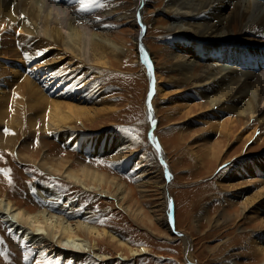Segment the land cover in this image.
Masks as SVG:
<instances>
[{"label":"rangeland","instance_id":"1","mask_svg":"<svg viewBox=\"0 0 264 264\" xmlns=\"http://www.w3.org/2000/svg\"><path fill=\"white\" fill-rule=\"evenodd\" d=\"M85 1L61 0L59 4L72 8L71 12L77 7L81 14L94 18L104 11V4L99 2H96L95 11L94 6L91 11L85 9L89 5ZM113 1L120 2L126 10L134 7L133 0ZM165 1H145L138 17L144 23L142 37L138 40L144 42L141 45L152 59L146 71L141 69L137 45L134 48L132 37L137 31L126 25L125 19L108 34L109 40L121 45L122 55L109 54L104 65L87 70L88 64L79 56L65 53L49 72L54 83H49L50 77L45 78L46 74L37 76L38 70L29 71L34 66L41 69L36 67L37 60L26 64L22 55L19 59L0 56V65L8 70L0 74V200L6 198L18 211L26 210L29 214L47 208L54 215L52 225L57 226L56 217L65 220L63 226L70 228L77 223L93 226L99 232L116 234L128 248L145 247L147 252L132 257L126 246L118 247L108 235L94 237L81 229L79 237L96 244L95 253L108 255L107 261L96 260L91 252L79 255L64 249L51 251L48 241L36 246L45 254L42 259L35 260L36 248L21 242L12 228L0 222V264H26L25 256L31 257L27 264H186V254L195 264H264V195L261 190L264 180L247 183L248 177L230 178L233 169H239L250 159L264 164V130L250 119L247 125L237 123L232 137L223 139L222 128L236 123L234 117L230 118L232 115L214 108L192 109L187 115V106L203 100L186 86L166 82L171 75L166 71L160 79L153 77V72L158 73L156 67L170 66L175 61L170 55L179 53L170 42L176 34L168 35L166 30L159 28L170 23L171 16L161 9ZM230 7L224 12L229 13ZM148 19L151 28L145 35ZM80 25L83 22L73 20L71 28L77 30ZM97 31L94 28L93 32ZM237 31L233 27L226 43L256 52L264 59L260 52L264 50V33H257L255 29L244 33ZM6 34L9 40L13 39L11 31L0 29V36L6 37ZM240 39L242 42L238 44ZM198 41L202 46L212 45L211 39ZM27 42L34 46L33 40ZM195 62L200 64L202 60ZM15 76L21 77L17 78L18 82ZM22 77L34 83L44 99L86 111L87 118L77 121L73 124L75 128L65 129V132L76 137L92 136L88 142L90 154L64 145L57 133L46 130L49 112L42 99L39 103L29 92L23 94V102L29 103L26 110L12 103L16 93L14 85L19 84ZM158 80L159 84L167 85L160 93H168L165 97L156 96L154 88ZM73 89L76 93L70 94ZM62 90L65 92L58 95ZM148 115L155 122L152 129ZM205 132L208 140L221 142L218 160L201 156L203 153L200 155L201 146L195 138ZM97 149H100L99 154H95ZM115 155L119 159L112 161ZM42 162L74 171L83 165L99 177L95 181L86 178V183L98 190L83 191L60 176L47 173ZM134 165L140 168L138 171L144 169L143 177L129 170ZM242 168H247L246 164ZM156 174L161 179V189L153 184ZM37 187H46L57 194L58 204L45 202ZM253 243L260 244L262 250H257Z\"/></svg>","mask_w":264,"mask_h":264},{"label":"bare ground","instance_id":"2","mask_svg":"<svg viewBox=\"0 0 264 264\" xmlns=\"http://www.w3.org/2000/svg\"><path fill=\"white\" fill-rule=\"evenodd\" d=\"M60 1L61 0H0V29L4 28V30L9 33L11 31V36L13 38L12 40H9L7 34L6 37L0 36L2 37L0 39V56L7 59H19L22 55L23 61L26 64L37 60L39 65L36 67H41V69H35L34 66L29 71L38 70L36 73L37 76L39 74H46L45 78L50 77L49 83H54L55 79L49 74V72L52 69V65H54L58 59L63 58L65 53H74L79 56V59H82L88 64L89 67L86 68L87 70L89 68L95 69V67L99 65H104L105 58L107 59L109 54L112 56L122 55L121 45L113 39L112 41L109 40L108 34L119 25V21L125 19L124 22L127 23L126 25L129 24L130 28L134 29L135 32L137 31V35L132 37L135 43L134 48H136L137 45V48L142 49L138 51L140 62L143 67L141 69L145 71L148 70L147 65L150 62V54H147L142 47L141 43L144 42L138 40L142 37L141 34L144 29V23L140 22L138 17L141 14L142 5H146L147 2L145 1L149 0H133L134 7H129L128 10L124 9L120 2L117 3L113 0L85 1V3L89 5L84 8L90 11V8L93 6V11H95V5L98 2L102 5L104 4V11L101 12L100 15H98L99 13L95 14L99 16L96 18H94L95 16L89 17L85 14L86 17L81 14L80 11L78 12L77 7H74L73 12H71L72 8H67L68 6L61 7L59 4ZM158 1L159 0H157V2ZM263 4L264 0L261 2L255 0H166L161 8L166 14H169L167 16H171V18L169 19L170 23L167 27H165V25L159 28L166 30L168 35L176 34L175 37L170 38V42L175 45V49L178 50L179 53H176V55L171 53L172 55H170V58L175 60L173 61L174 63L164 68L156 67L158 73L153 72V77L160 79L161 74L166 71L171 74L168 78L169 81L166 82H171L172 84L175 83L176 86H186L192 90L191 92L203 100L202 102L199 101L201 102L199 104L197 103L193 104V106H187L188 110L185 111L187 115H189L192 109L200 108H214L217 111L232 115L230 118L234 117L236 123L233 126L227 124L225 128H222V131L224 132L223 139L232 137L233 131L237 127V123L239 124L241 122L242 125H247L250 119L256 124H259L264 130V59H261L260 55L256 52L242 50L226 43L233 27L243 33L247 32V30L250 31V29H255V32L257 33H264ZM227 6H232L230 7L231 11L229 13L224 12ZM96 8L98 7L96 6ZM85 9L82 11L85 12ZM91 14L93 15V13ZM73 20H77L79 23L83 22V25L77 26V30L72 29L71 23H73ZM146 22L148 28L145 35L149 32V28H151L149 25V19L146 20ZM94 28L98 31L93 32ZM156 29H158V27ZM105 37H107V39H105ZM201 38L211 39L212 45L210 47L202 46L203 44L199 45L198 40ZM30 40L34 41V46L28 44L27 41ZM15 41L17 42L14 43ZM177 42H179V44H177ZM240 42H242L241 39L237 40L238 44ZM45 49L46 51H44L42 56H37L38 51ZM260 52L264 56V50H261ZM28 57H31V59H28ZM187 57L194 59V61H190ZM198 59L202 60L200 64L195 62V60ZM255 68H257L256 71ZM0 70V74L8 73V70L2 68L1 65ZM96 72L97 71H95V73ZM98 73L99 72L96 74ZM9 74L13 73L9 71ZM156 74L158 77L155 76ZM175 76L176 78H174ZM14 78L16 79V82H18L17 78L21 77L15 76ZM12 81H9L10 85H12ZM159 81L160 80H158V83H156L154 88L156 96L165 97L168 93H160L163 92L167 85H161V83L159 84ZM14 84L15 82L13 85ZM16 84L17 85H14L16 93L12 100L13 104L16 106L21 105V109H29V103H24L22 99L23 94L28 92L30 93V97L37 100L39 103H41L40 100L42 99V102L44 101L48 107L49 112V119L47 120L48 126L46 127V130L57 133V138L62 140L64 145L68 147L73 146L84 152L86 155L90 154L88 153V147H90L88 146V142L91 141L92 136L90 138L76 137L69 132H65V129L71 130L72 128H75L73 124H76L77 121L87 118L86 111L83 108L78 109L67 103L63 104L58 103L53 99H44V95L40 93L38 87L26 77H22L19 84ZM66 89H69V87ZM73 90L74 91L70 94H74L76 89ZM63 92L65 91L62 90L58 95L63 94ZM3 97H5V95H3ZM189 97H192V95ZM102 99H105L104 95ZM30 109H32V107ZM148 116L150 119L152 118V116ZM230 123L232 122L230 121ZM207 134L208 133L205 132L195 138V141L201 146L200 155L203 153L201 156L208 155V158L218 160L222 152L220 145L221 142L208 140L206 137ZM95 136L96 135L93 137ZM249 136H251V134ZM99 150L100 149H97L95 154H99ZM205 152L206 154H204ZM112 158V161L115 159L118 160L119 156L115 155ZM128 159L130 160V158ZM46 164V162H42V165L46 167L45 170L47 173L60 176L67 182L81 187L83 191L95 192L98 190L96 187L91 186L90 183H86V178L95 181L99 177L89 170H86L84 168L85 166L82 165L78 171H74L67 168L64 170L63 168L48 166ZM115 164L117 163H114V165ZM138 164L139 163H136V165ZM245 164L247 168H242ZM136 165L130 167L129 170H135L134 175L141 178L143 177V173L145 174V171L144 169L138 171L140 168L136 167ZM231 175L233 176L230 178L241 177L242 179H247L248 177V180H246L247 183L252 182V180L262 181L264 180V164L262 165L261 162L259 163L256 160L250 159L240 165L239 169H233ZM160 180L161 179H159L157 175L154 177L153 181V184L159 189L163 188ZM261 190L264 195V184ZM37 191L40 192L39 194L45 202H49L50 204H56L57 199H59L57 194L46 187H39ZM29 213L30 212L26 210L18 211L14 208L12 203L7 201L6 198L0 200V222L5 223L12 228L14 232L13 234L16 235L21 242L34 248H36L37 245L48 241L51 251L64 249L65 251L67 250L79 255L91 252L92 256L97 258H95L96 260L102 262L107 261V259L110 258L108 255L98 254V252L95 253V250L98 249L96 244L88 243L79 237L81 229L94 237L108 235L109 239L114 241L118 247L123 248L126 246L128 248L126 243L116 234L105 230L99 232L93 226L82 225L75 221L77 223L76 227L70 228L68 225L63 226L65 220L63 221V219L56 217L55 220H57L58 224L57 226L52 225L51 220L54 218V215L49 213L47 208H44L35 214ZM57 213H59V211ZM67 218H69V216ZM183 241L185 242L186 240L183 239ZM252 246L256 247L259 251L262 250L260 244L253 243ZM128 250L130 253L129 255L132 257L140 256L147 252L145 247H139L136 249L128 248ZM43 253L44 250L36 248L35 260H38L40 257L42 259ZM186 262V264H195L188 254H186Z\"/></svg>","mask_w":264,"mask_h":264},{"label":"water","instance_id":"3","mask_svg":"<svg viewBox=\"0 0 264 264\" xmlns=\"http://www.w3.org/2000/svg\"><path fill=\"white\" fill-rule=\"evenodd\" d=\"M152 90H153V81H152V83L150 84L149 92H148V94H147L148 102H149V99H150V97H151V95H152ZM150 127H151V129H152V127H153V120H152V118L150 119ZM169 223H170V226H172V222L170 221ZM173 232H174V231H173ZM174 233L177 234V235H181V234L176 233V232H174ZM184 259H185V258H184ZM185 263H187V262H186V259H185Z\"/></svg>","mask_w":264,"mask_h":264},{"label":"snow or ice","instance_id":"4","mask_svg":"<svg viewBox=\"0 0 264 264\" xmlns=\"http://www.w3.org/2000/svg\"><path fill=\"white\" fill-rule=\"evenodd\" d=\"M22 18H23V17H22ZM140 50H142V49H139V48H138V51H140ZM44 51H46V49H45V50H40V51H38V52H37V56H42V55L44 54ZM28 59H31V57H28ZM153 123H155V122L153 121ZM156 147H157V151H159V145H156ZM29 251H31V249H29ZM29 259H31V257H29V256H25V262H26V264H27V261H28Z\"/></svg>","mask_w":264,"mask_h":264}]
</instances>
